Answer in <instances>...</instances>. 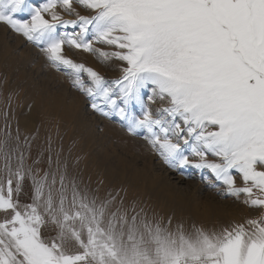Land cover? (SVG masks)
<instances>
[{
	"label": "snow or ice",
	"instance_id": "obj_1",
	"mask_svg": "<svg viewBox=\"0 0 264 264\" xmlns=\"http://www.w3.org/2000/svg\"><path fill=\"white\" fill-rule=\"evenodd\" d=\"M0 25L37 47L95 113L251 213L211 228L173 224L119 191L102 197L58 158L41 174L39 159L27 164L31 138L6 122L0 264H264V0H0Z\"/></svg>",
	"mask_w": 264,
	"mask_h": 264
},
{
	"label": "rangeland",
	"instance_id": "obj_2",
	"mask_svg": "<svg viewBox=\"0 0 264 264\" xmlns=\"http://www.w3.org/2000/svg\"><path fill=\"white\" fill-rule=\"evenodd\" d=\"M31 2L40 4L43 0ZM65 18L73 17L66 15ZM6 30L11 31L0 25V34ZM11 33L14 34L11 47L0 43V130L4 129L7 122L13 135L19 127L22 141L25 136L31 138L27 164L32 165L33 161L39 159L40 163L36 167L42 174L49 170V158L53 169L58 158L62 166L67 165L70 177L76 176L93 190L99 188L102 197L109 191H119L126 205L138 201L155 209L165 221L172 217L173 224L183 222L186 228L192 224L206 228L218 227L240 221L251 214L249 209L234 198L223 197L203 182L201 174L194 169L185 172L184 177L188 180L189 174L192 175L193 178L188 181L194 184L197 197L178 192L179 197L175 198L176 195L166 189L149 184L147 180L154 174L151 172V160H156L171 172L176 170H170L145 141L129 136L120 127L118 120H107L91 109L96 116L107 122L106 132L100 141L83 131L77 123L71 122L67 117L71 101L76 103L74 106L77 109L84 104L90 109L88 98L71 87L67 76L52 69L37 47L14 32ZM3 47H7L6 52ZM65 54L101 72L106 79L119 76L118 69L101 64L90 54L67 47ZM13 57L16 58L14 67L8 66ZM24 67H27L28 71L24 69L27 73L21 71ZM237 183H240L239 179ZM19 199L22 204L31 202L30 181H26V189L20 193ZM208 203L212 206L214 217L203 218L193 213V205L197 204L201 210Z\"/></svg>",
	"mask_w": 264,
	"mask_h": 264
},
{
	"label": "bare ground",
	"instance_id": "obj_3",
	"mask_svg": "<svg viewBox=\"0 0 264 264\" xmlns=\"http://www.w3.org/2000/svg\"><path fill=\"white\" fill-rule=\"evenodd\" d=\"M12 35H14V34H12L11 31L6 30V32L0 34V43H3L4 46L10 45L9 47H11L12 46L11 45ZM3 48H4L3 51L6 52L7 47H3ZM13 56H14V54H13ZM11 59H12V61L8 64V66L14 67V61L16 58L13 57ZM17 62H20V61H17ZM19 64H21V63H19ZM26 68L27 67L21 68V71H23L24 73H27L26 71H28V70ZM24 69H26V71ZM71 103L72 104L68 108V111H67V117L70 119V121L77 123L83 131L91 134L92 137H95V139H97L99 141L102 140L104 137V134L106 132L105 129L107 127V122L105 120H103L101 117L96 116L93 113L94 111L92 112L91 108L89 109L86 106L87 104L86 105L84 104L83 106H81L77 109V106L76 107L74 106V105H76V103H74L72 101H71ZM110 126H113V125L110 124ZM116 157H117V155H116ZM119 159H121V158H119ZM150 163L152 164L151 167H153L151 172L154 174H151V176L148 175L149 179L147 181H149V184H154L156 186H159V189H166L167 191L176 195L175 198L179 197V196H177L178 192H184L188 195H193L194 197H197L196 194H194V187H195L194 184L189 182L188 181L189 179L187 180L186 176L184 177V175H181L179 171H176V172L172 171L171 172L168 169H165L161 165V163L157 162L156 160H151ZM120 168H122V167H120ZM147 170H149V169H147ZM193 206L191 207L193 209V213H195V214H197L203 218H212L215 215L213 213L212 206L210 204L206 205L201 210H199V208H197V204H195Z\"/></svg>",
	"mask_w": 264,
	"mask_h": 264
}]
</instances>
